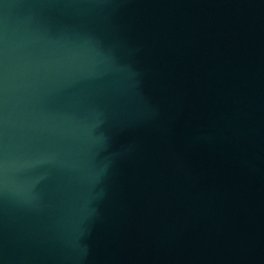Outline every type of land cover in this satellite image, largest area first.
<instances>
[{
  "label": "water",
  "instance_id": "95a60500",
  "mask_svg": "<svg viewBox=\"0 0 264 264\" xmlns=\"http://www.w3.org/2000/svg\"><path fill=\"white\" fill-rule=\"evenodd\" d=\"M0 264H264V0H0Z\"/></svg>",
  "mask_w": 264,
  "mask_h": 264
}]
</instances>
